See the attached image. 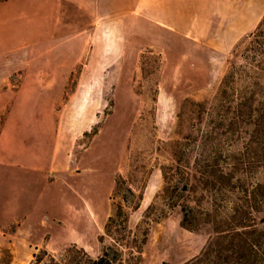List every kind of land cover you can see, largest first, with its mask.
Segmentation results:
<instances>
[{"label": "rangeland", "instance_id": "1", "mask_svg": "<svg viewBox=\"0 0 264 264\" xmlns=\"http://www.w3.org/2000/svg\"><path fill=\"white\" fill-rule=\"evenodd\" d=\"M101 4L6 5L11 37L0 65L13 83L23 69L49 82L41 105L54 95L58 144L70 166L52 175L39 197L5 201L0 257L29 264L41 249L57 254L76 244L95 258L111 242L104 225L119 199V176L142 194L137 210L125 207L129 227H148L140 264H181L198 255L215 223L225 226L246 200L254 218L247 222L264 229V14L231 49L218 52L130 20L98 23L96 30L110 37L91 38ZM99 63L105 68H92ZM176 165L188 172L183 202L196 208L194 229L181 225L182 201L167 209L156 199L162 169ZM220 170L231 174L219 177ZM152 202L168 213L146 224Z\"/></svg>", "mask_w": 264, "mask_h": 264}, {"label": "crops", "instance_id": "2", "mask_svg": "<svg viewBox=\"0 0 264 264\" xmlns=\"http://www.w3.org/2000/svg\"><path fill=\"white\" fill-rule=\"evenodd\" d=\"M10 1L0 2V55L8 52L5 45L11 37L5 14ZM98 1L103 2L101 17L93 21L89 31L91 38L100 34L103 38L110 37L108 31L96 30L98 23L106 26L113 22L120 26L130 20L157 27L218 52L231 49L256 27L264 14V0ZM17 5L20 7L19 3ZM37 7L35 1L34 9ZM0 66V213H4L6 200L39 197L50 184L51 176L67 170L70 163L64 148H59L58 144L59 115L54 95H49V106L41 105L43 98L47 99L43 84L49 82L31 79L29 70L23 69L17 83H13L9 79L8 66L6 68L3 63ZM92 68L105 67L99 63L93 64Z\"/></svg>", "mask_w": 264, "mask_h": 264}, {"label": "trees", "instance_id": "3", "mask_svg": "<svg viewBox=\"0 0 264 264\" xmlns=\"http://www.w3.org/2000/svg\"><path fill=\"white\" fill-rule=\"evenodd\" d=\"M187 171L175 166L171 172L162 169L164 184L156 199L167 201V209L179 205L188 190ZM230 171L218 172L219 177L230 175ZM264 184V183H263ZM264 186V185H263ZM119 199L113 203V209L104 225V233L111 238V242L104 245L100 253L93 258L83 247L71 244L61 252L50 253L41 249L33 253L29 264H140L142 246L146 242L148 227L128 225V212L137 210L142 200L141 192H135L125 179L119 176L115 180L114 195ZM246 208L235 209L228 216L229 221L224 224L216 222L214 235L211 236L200 253L181 264H264V229L254 223H248L252 205L246 200ZM264 203V200H263ZM181 225L187 229H194L199 220L196 208L183 202L181 205ZM152 202L143 213L146 224L157 222L168 211L157 208ZM205 214L209 215V212ZM264 220V217L262 218ZM0 264H10L5 257H0ZM161 264H170L162 262Z\"/></svg>", "mask_w": 264, "mask_h": 264}]
</instances>
